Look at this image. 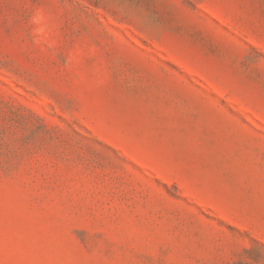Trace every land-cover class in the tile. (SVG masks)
I'll use <instances>...</instances> for the list:
<instances>
[{
    "label": "rangeland",
    "instance_id": "1",
    "mask_svg": "<svg viewBox=\"0 0 264 264\" xmlns=\"http://www.w3.org/2000/svg\"><path fill=\"white\" fill-rule=\"evenodd\" d=\"M0 264H264V0H0Z\"/></svg>",
    "mask_w": 264,
    "mask_h": 264
},
{
    "label": "clouds",
    "instance_id": "2",
    "mask_svg": "<svg viewBox=\"0 0 264 264\" xmlns=\"http://www.w3.org/2000/svg\"><path fill=\"white\" fill-rule=\"evenodd\" d=\"M43 19V14L41 12H37L35 16V20L37 23H40Z\"/></svg>",
    "mask_w": 264,
    "mask_h": 264
}]
</instances>
